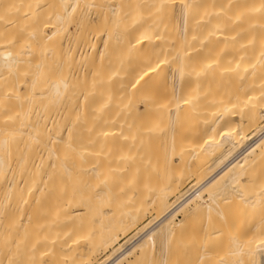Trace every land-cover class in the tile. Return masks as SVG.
Listing matches in <instances>:
<instances>
[{"label": "bare ground", "instance_id": "bare-ground-1", "mask_svg": "<svg viewBox=\"0 0 264 264\" xmlns=\"http://www.w3.org/2000/svg\"><path fill=\"white\" fill-rule=\"evenodd\" d=\"M261 121L264 0H0V264H264Z\"/></svg>", "mask_w": 264, "mask_h": 264}, {"label": "rangeland", "instance_id": "rangeland-1", "mask_svg": "<svg viewBox=\"0 0 264 264\" xmlns=\"http://www.w3.org/2000/svg\"><path fill=\"white\" fill-rule=\"evenodd\" d=\"M262 125H264V122L263 121H261V122H259V124H258V127L257 128H260ZM256 128V129H257ZM252 132H254V130H251V131H249L248 133H252ZM260 135V134H259ZM258 134H257V136L256 137H258L259 136ZM256 137H255V139H256ZM264 160H262L260 163H259V165L257 166L258 168H259V170H261V171H263L264 170ZM261 167H263V168H261ZM261 168V169H260ZM195 182V180H191V181H189V182H187V183H185V184H183V186H181V188H179V190L177 191V193L174 195V196H172L171 198H170V202H169V204L171 205V207H172V205H175L177 202H178V200L181 198L180 196H181V194L185 191V190H187V191H192L193 190V188H194V185L192 184V183H194ZM190 186H192V187H190ZM190 187V188H189ZM175 201V202H174ZM169 205V206H170ZM155 216V217H154ZM157 217H158V215L156 214V213H150V214H147L146 215V217L142 220V221H139L138 223H137V225L135 226V228H133L132 230H131V232L129 231L127 234H125V235H122L121 236V238H120V240H119V242L116 244V246H114L113 248H111V249H109V250H107V251H105V252H103L102 254H100L99 256H97L98 258H96L95 260H93V262H92V264H106V257H108V255H109V257H110V255L111 256H115V254L118 252L117 251V247H118V250H120L121 249V247L131 238V237H133V236H135L136 234H138V233H140V230H141V234L143 235V232L144 231H147V230H149V229H151V228H153V227H155L156 225H157V223H159V222H156L155 220L157 219ZM178 217H181V215L180 216H178ZM152 223H154V224H152ZM145 224V225H144ZM155 225V226H154ZM146 226V227H145ZM150 226H152V227H150ZM141 227V228H140ZM146 228V229H145ZM203 229V227H197L196 229H194V231H196V232H198L199 234L200 233H202L204 230H202ZM140 237H141V235H140ZM158 238H160V235L159 236H157V238H156V241H157V239ZM162 241V240H161ZM157 244H159L158 245V247L156 248V253H155V258H157V260L159 261H157L159 264H161L162 262H163V257L165 256V251H164V244H162L160 241L157 243ZM119 246H121V247H119ZM131 247V246H130ZM163 248V249H162ZM199 247H197L196 248V250H198L199 251V249H198ZM221 248V249H220ZM128 249V248H127ZM221 251H220V250ZM219 249L218 250H216V253L214 254V256L215 257H218V256H220L222 253H226V257H227V259L228 260H233V259H236L237 258V256H235V255H231L230 253H229V251H231L232 249H233V246H232V242L231 241H228V242H226L225 244L224 243H222V245L219 247ZM116 250V251H115ZM174 250V249H173ZM178 250V249H177ZM176 250V251H177ZM182 250L184 251L185 250V248H182L180 251H181V253H184V252H182ZM195 250V251H196ZM202 250V249H201ZM160 251V252H159ZM188 251V250H187ZM185 252H186V250H185ZM200 252V251H199ZM159 254V255H158ZM170 255H171V251H170V253H169ZM196 254H198V255H196ZM162 255V256H161ZM200 255V253H198V252H196L195 253V255L192 257V259L194 258H196L197 256H199Z\"/></svg>", "mask_w": 264, "mask_h": 264}, {"label": "built area", "instance_id": "built-area-1", "mask_svg": "<svg viewBox=\"0 0 264 264\" xmlns=\"http://www.w3.org/2000/svg\"><path fill=\"white\" fill-rule=\"evenodd\" d=\"M141 233L136 234L135 236L131 237L123 246L122 248L118 251V253L116 255H119L121 253H123L127 248H129L139 237H140ZM115 255V256H116ZM106 264H108L106 262Z\"/></svg>", "mask_w": 264, "mask_h": 264}]
</instances>
